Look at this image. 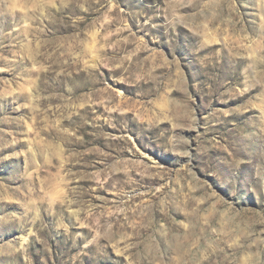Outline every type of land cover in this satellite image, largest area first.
Instances as JSON below:
<instances>
[{"label":"rangeland","instance_id":"374dc122","mask_svg":"<svg viewBox=\"0 0 264 264\" xmlns=\"http://www.w3.org/2000/svg\"><path fill=\"white\" fill-rule=\"evenodd\" d=\"M0 264H264V0H0Z\"/></svg>","mask_w":264,"mask_h":264}]
</instances>
